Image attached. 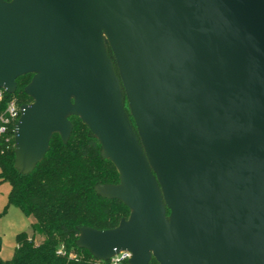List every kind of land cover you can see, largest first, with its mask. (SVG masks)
Segmentation results:
<instances>
[{"label":"water","instance_id":"1","mask_svg":"<svg viewBox=\"0 0 264 264\" xmlns=\"http://www.w3.org/2000/svg\"><path fill=\"white\" fill-rule=\"evenodd\" d=\"M27 73L15 166L67 141L77 115L119 172L96 192L130 209L79 227L78 245L264 264V0H0V88Z\"/></svg>","mask_w":264,"mask_h":264},{"label":"trees","instance_id":"2","mask_svg":"<svg viewBox=\"0 0 264 264\" xmlns=\"http://www.w3.org/2000/svg\"><path fill=\"white\" fill-rule=\"evenodd\" d=\"M107 51L113 60L109 47ZM31 76L32 73L19 76L15 90L5 92L4 100L15 99L20 104L31 102L24 91ZM124 107L128 112L125 97ZM129 118L133 123L131 115ZM69 120L72 130L68 140L64 142L54 133L44 157L27 172L15 166L14 132L9 130L6 136H0V182L9 183L5 208L14 205L32 217L31 234L18 232L12 256L0 257V264L109 263L77 244L79 227H115L121 218L129 216L130 209L120 199L96 192L98 184L119 183V172L112 161L102 155L99 140L80 117L70 115ZM36 234L42 236L38 242L34 240ZM148 264L158 262L152 257Z\"/></svg>","mask_w":264,"mask_h":264},{"label":"rangeland","instance_id":"3","mask_svg":"<svg viewBox=\"0 0 264 264\" xmlns=\"http://www.w3.org/2000/svg\"><path fill=\"white\" fill-rule=\"evenodd\" d=\"M8 191L9 183L7 181L0 182V257L2 259L12 256L16 245L15 236L18 232L26 231L29 235L31 234L29 224L32 217L24 214L14 205H7L5 208ZM41 239V235H35L36 242Z\"/></svg>","mask_w":264,"mask_h":264},{"label":"built area","instance_id":"4","mask_svg":"<svg viewBox=\"0 0 264 264\" xmlns=\"http://www.w3.org/2000/svg\"><path fill=\"white\" fill-rule=\"evenodd\" d=\"M5 89L0 88V136H6L9 130L14 132V125L21 114V104L15 99H5ZM131 252L120 250L111 256L108 264H130Z\"/></svg>","mask_w":264,"mask_h":264},{"label":"crops","instance_id":"5","mask_svg":"<svg viewBox=\"0 0 264 264\" xmlns=\"http://www.w3.org/2000/svg\"><path fill=\"white\" fill-rule=\"evenodd\" d=\"M7 196V195H6Z\"/></svg>","mask_w":264,"mask_h":264}]
</instances>
